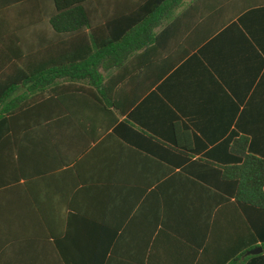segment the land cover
I'll return each mask as SVG.
<instances>
[{"label": "crops", "instance_id": "1", "mask_svg": "<svg viewBox=\"0 0 264 264\" xmlns=\"http://www.w3.org/2000/svg\"><path fill=\"white\" fill-rule=\"evenodd\" d=\"M244 1L86 0L98 32L85 51L120 79L46 99L55 110L0 140V264H227L242 250L248 226L215 169L243 162L242 136L264 157V4ZM50 3L0 0V45L60 55Z\"/></svg>", "mask_w": 264, "mask_h": 264}, {"label": "trees", "instance_id": "2", "mask_svg": "<svg viewBox=\"0 0 264 264\" xmlns=\"http://www.w3.org/2000/svg\"><path fill=\"white\" fill-rule=\"evenodd\" d=\"M85 3L86 0H51L48 19L55 34L64 39L60 55L52 53L58 48L57 46L50 48L48 55L46 53L43 55L40 47L26 45L21 36L19 38L17 36L15 41L11 40L10 43L0 45V54L10 57V59H0V70L7 71L0 75V140H9L3 138L11 132L22 131L23 127L33 126L36 118L41 117L47 108L55 110V105L44 103L46 99L55 97L63 101L61 97L76 90L75 86L85 90L84 85L90 84L101 87L102 94L106 95L109 83L107 79L111 80L110 84H116V80L120 79L106 78L99 73L101 67L107 69L106 60L101 56L90 57L87 50L85 51V48L90 47V43L86 41L89 38H92L94 46H97L95 40L98 32ZM263 4L264 0H246L242 9L245 11ZM88 29L90 32H87ZM177 63L172 62L163 68L159 76H144L141 79L143 85L147 90L157 85ZM112 64L117 67L121 62L114 61ZM79 71H96V74L79 75ZM135 79L131 77L130 81ZM145 93L147 91H140L138 97ZM136 101L137 98L131 100L129 105L132 106ZM101 104L104 109L111 105L120 107L113 100L109 105L104 101ZM122 111L126 112L127 108ZM122 126L130 128L136 134L135 137L147 135L148 139L158 140L143 130L135 129L130 122H123ZM107 127L109 126H104L103 129L107 131L109 129ZM120 130L114 128L113 132L120 133ZM173 132L175 137H180L178 123L173 125ZM158 142L163 143L160 140ZM226 143L228 144V140ZM230 144L231 153L243 162L217 168L215 174H218L220 180L224 182V187L232 188L231 197L236 199L242 210L250 237L244 243L242 250L226 263L264 264V157L248 152V137L242 136ZM184 149L188 151V148ZM14 152L20 155L18 146H15ZM182 153L186 155V152ZM198 162L210 167L214 166L212 162L203 160ZM6 177L1 178L2 181L10 180L8 175ZM257 247L263 248L262 253L247 255L248 251Z\"/></svg>", "mask_w": 264, "mask_h": 264}, {"label": "water", "instance_id": "3", "mask_svg": "<svg viewBox=\"0 0 264 264\" xmlns=\"http://www.w3.org/2000/svg\"><path fill=\"white\" fill-rule=\"evenodd\" d=\"M262 251H263L262 247L253 248L252 250L247 252V255H257L262 253Z\"/></svg>", "mask_w": 264, "mask_h": 264}]
</instances>
